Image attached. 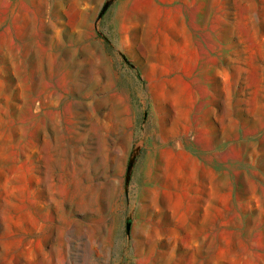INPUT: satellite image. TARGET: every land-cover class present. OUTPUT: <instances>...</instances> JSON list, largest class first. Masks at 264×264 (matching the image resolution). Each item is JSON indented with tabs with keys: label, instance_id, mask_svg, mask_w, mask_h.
Segmentation results:
<instances>
[{
	"label": "rangeland",
	"instance_id": "1",
	"mask_svg": "<svg viewBox=\"0 0 264 264\" xmlns=\"http://www.w3.org/2000/svg\"><path fill=\"white\" fill-rule=\"evenodd\" d=\"M0 264H264V0H0Z\"/></svg>",
	"mask_w": 264,
	"mask_h": 264
}]
</instances>
